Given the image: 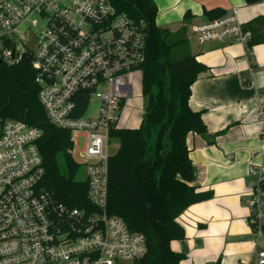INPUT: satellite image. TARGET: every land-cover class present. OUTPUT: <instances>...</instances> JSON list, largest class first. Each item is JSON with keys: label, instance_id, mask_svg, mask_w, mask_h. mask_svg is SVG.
I'll return each instance as SVG.
<instances>
[{"label": "built area", "instance_id": "1", "mask_svg": "<svg viewBox=\"0 0 264 264\" xmlns=\"http://www.w3.org/2000/svg\"><path fill=\"white\" fill-rule=\"evenodd\" d=\"M192 32L197 43L232 39L250 48L251 31L236 7ZM146 34L143 19L118 12L110 0H0V63L30 57L46 118L82 137L79 150L71 137V152L79 151L88 204L69 207L42 185L40 129L0 115V264H118L146 253L144 234L107 211L110 132L132 96L130 74L144 61ZM258 114L264 124V97ZM248 172L257 181L249 184L242 220L261 236L264 157ZM255 262L264 264V248Z\"/></svg>", "mask_w": 264, "mask_h": 264}, {"label": "trees", "instance_id": "2", "mask_svg": "<svg viewBox=\"0 0 264 264\" xmlns=\"http://www.w3.org/2000/svg\"><path fill=\"white\" fill-rule=\"evenodd\" d=\"M257 1L244 0L247 4ZM110 2L118 12L143 19L147 34L139 68L144 114L137 127L120 125L110 132L118 148L108 160L107 211L130 230L144 234L147 248L137 259L139 264H178L183 254L174 251L170 241L184 238L185 232L177 217L190 204L212 196L211 190L196 191L189 184L194 172L186 144L188 132H207L201 110L189 104L191 85L206 66L188 50L184 25L175 31L156 25L153 0ZM225 14L219 7L203 9L207 20ZM191 16L185 11L183 20ZM253 43L250 38L249 47ZM34 76L28 56L15 65L0 63V115L40 129L42 185L65 205L85 207L86 181L71 152L70 132L46 118ZM260 188L264 189V183Z\"/></svg>", "mask_w": 264, "mask_h": 264}, {"label": "crops", "instance_id": "3", "mask_svg": "<svg viewBox=\"0 0 264 264\" xmlns=\"http://www.w3.org/2000/svg\"><path fill=\"white\" fill-rule=\"evenodd\" d=\"M155 23L172 31L184 25L187 47L206 68L191 85L189 104L201 110L211 141L188 132L186 144L193 167L189 182L196 191L211 190L208 199L190 204L177 217L185 237L171 240V248L183 254L178 264H256L264 248V189L259 192L262 217L255 235L242 220L249 213L246 201L255 175L249 168L263 160L264 124L258 103L264 97V0H153ZM237 8L238 19L251 31L254 43L228 39L197 43L192 27L206 21L203 9ZM188 11L192 16L183 20Z\"/></svg>", "mask_w": 264, "mask_h": 264}, {"label": "rangeland", "instance_id": "4", "mask_svg": "<svg viewBox=\"0 0 264 264\" xmlns=\"http://www.w3.org/2000/svg\"><path fill=\"white\" fill-rule=\"evenodd\" d=\"M43 25L42 21L38 22L37 29H40ZM139 71L135 70L130 74V82L132 85V96L126 100L125 105L123 106L120 117H119V125L128 126V127H137L142 119L144 114V98L141 94L140 88V75ZM93 105H96L97 102L93 101ZM82 134V133H80ZM71 137L75 139V148L80 149L82 147V137H76V135L72 132ZM118 148V141L116 139L110 140V152L113 153ZM73 151V157L77 160L80 159L79 151ZM82 166V165H81ZM84 167L81 169V177H84ZM253 179H257L255 175ZM118 264H139L136 259H121L118 261Z\"/></svg>", "mask_w": 264, "mask_h": 264}, {"label": "water", "instance_id": "5", "mask_svg": "<svg viewBox=\"0 0 264 264\" xmlns=\"http://www.w3.org/2000/svg\"><path fill=\"white\" fill-rule=\"evenodd\" d=\"M200 137L206 142L212 140V137L207 132L201 133Z\"/></svg>", "mask_w": 264, "mask_h": 264}]
</instances>
